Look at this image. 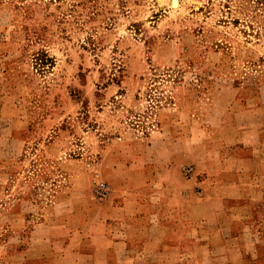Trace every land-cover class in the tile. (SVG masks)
Wrapping results in <instances>:
<instances>
[{
  "label": "rangeland",
  "instance_id": "1",
  "mask_svg": "<svg viewBox=\"0 0 264 264\" xmlns=\"http://www.w3.org/2000/svg\"><path fill=\"white\" fill-rule=\"evenodd\" d=\"M182 180L264 189V0H0V264L39 223Z\"/></svg>",
  "mask_w": 264,
  "mask_h": 264
},
{
  "label": "crops",
  "instance_id": "2",
  "mask_svg": "<svg viewBox=\"0 0 264 264\" xmlns=\"http://www.w3.org/2000/svg\"><path fill=\"white\" fill-rule=\"evenodd\" d=\"M222 173L239 183L234 167L207 176ZM190 184L182 180L164 197L115 190L102 203L71 209L78 219L39 223L23 250L24 264H264V213L257 211L264 189L206 187L194 195ZM226 199L244 203V212Z\"/></svg>",
  "mask_w": 264,
  "mask_h": 264
},
{
  "label": "built area",
  "instance_id": "3",
  "mask_svg": "<svg viewBox=\"0 0 264 264\" xmlns=\"http://www.w3.org/2000/svg\"><path fill=\"white\" fill-rule=\"evenodd\" d=\"M96 191H97V195H99L100 197H103L107 194V188L104 187L103 184L99 185L97 188H96Z\"/></svg>",
  "mask_w": 264,
  "mask_h": 264
}]
</instances>
